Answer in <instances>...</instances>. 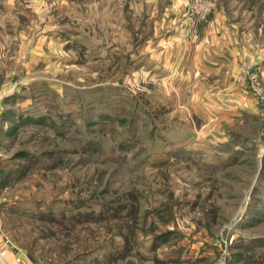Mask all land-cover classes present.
<instances>
[{
    "label": "rangeland",
    "instance_id": "obj_1",
    "mask_svg": "<svg viewBox=\"0 0 264 264\" xmlns=\"http://www.w3.org/2000/svg\"><path fill=\"white\" fill-rule=\"evenodd\" d=\"M210 1L191 39V0H0V226L29 264H264V0ZM212 19L240 120L177 72Z\"/></svg>",
    "mask_w": 264,
    "mask_h": 264
},
{
    "label": "crops",
    "instance_id": "obj_2",
    "mask_svg": "<svg viewBox=\"0 0 264 264\" xmlns=\"http://www.w3.org/2000/svg\"><path fill=\"white\" fill-rule=\"evenodd\" d=\"M208 24V27H205L202 31V39H209V44L200 41L192 47H188V50H186L184 46L181 47L179 44L172 49L176 52L174 54H177L175 58L178 59L177 72L180 73V77L183 76L187 80L188 77L186 76H192L194 78L192 79V86H204L206 85L207 78L214 77L215 86L218 89L228 88L230 90L224 93H216L215 95L208 96L204 101L209 102L212 104L213 108H216L215 111L218 113V117L225 118V120L229 118L243 119L254 112L252 100L249 99V106L241 91H239L241 94H233L231 91L233 71L232 69H229L227 72H223V70L230 68L233 58L239 56V60L241 61L244 57V50L241 47L238 50L233 48V37H235V35L240 37V35L235 29L236 26L227 22L226 19H212ZM206 28L209 30L206 31ZM179 48L181 49V52H179ZM153 53L154 52H152V54ZM171 57L172 54H170L169 58ZM259 60L262 64V70L264 71L263 54ZM159 62L155 65V70H159V68H157ZM174 62L175 60L171 64V62L163 61L162 70L164 72L166 70L169 71L170 67L172 68L175 66L176 63ZM205 76L209 77L206 78ZM222 105H228L229 110L222 111V109H220ZM0 264H29L24 259L21 252L14 247L12 240L8 238L7 234L2 229H0Z\"/></svg>",
    "mask_w": 264,
    "mask_h": 264
},
{
    "label": "built area",
    "instance_id": "obj_3",
    "mask_svg": "<svg viewBox=\"0 0 264 264\" xmlns=\"http://www.w3.org/2000/svg\"><path fill=\"white\" fill-rule=\"evenodd\" d=\"M210 7H211L210 0H191L190 14L192 16V20L190 21L186 32L191 39L195 38L197 35V24H198L197 22L204 20V17L207 14V11ZM262 98L264 100V97ZM0 132H1V119H0Z\"/></svg>",
    "mask_w": 264,
    "mask_h": 264
}]
</instances>
